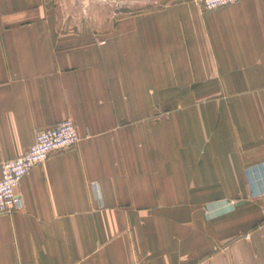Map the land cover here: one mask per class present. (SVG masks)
I'll use <instances>...</instances> for the list:
<instances>
[{"label": "crops", "instance_id": "1", "mask_svg": "<svg viewBox=\"0 0 264 264\" xmlns=\"http://www.w3.org/2000/svg\"><path fill=\"white\" fill-rule=\"evenodd\" d=\"M50 1L0 0V162L79 139L21 179L0 264H264V0L65 33Z\"/></svg>", "mask_w": 264, "mask_h": 264}, {"label": "built area", "instance_id": "2", "mask_svg": "<svg viewBox=\"0 0 264 264\" xmlns=\"http://www.w3.org/2000/svg\"><path fill=\"white\" fill-rule=\"evenodd\" d=\"M201 9L209 10L238 0H189ZM79 139L75 123L64 118L57 123L35 131L28 149L21 155L0 162V215L12 213L22 207V197L17 192L21 179L36 164L52 153L74 146Z\"/></svg>", "mask_w": 264, "mask_h": 264}, {"label": "rangeland", "instance_id": "3", "mask_svg": "<svg viewBox=\"0 0 264 264\" xmlns=\"http://www.w3.org/2000/svg\"><path fill=\"white\" fill-rule=\"evenodd\" d=\"M166 2V0H51L46 6L48 10L54 12L57 31L65 33L77 32L79 27L91 32L95 30V26L103 29L106 19L110 16L156 10Z\"/></svg>", "mask_w": 264, "mask_h": 264}]
</instances>
